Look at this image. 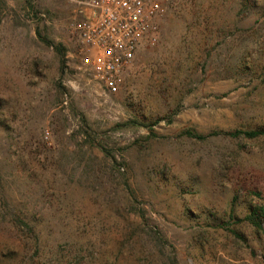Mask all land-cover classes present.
Here are the masks:
<instances>
[{
    "label": "rangeland",
    "instance_id": "obj_1",
    "mask_svg": "<svg viewBox=\"0 0 264 264\" xmlns=\"http://www.w3.org/2000/svg\"><path fill=\"white\" fill-rule=\"evenodd\" d=\"M170 2L109 90L68 0H0V264H264V0Z\"/></svg>",
    "mask_w": 264,
    "mask_h": 264
},
{
    "label": "built area",
    "instance_id": "obj_2",
    "mask_svg": "<svg viewBox=\"0 0 264 264\" xmlns=\"http://www.w3.org/2000/svg\"><path fill=\"white\" fill-rule=\"evenodd\" d=\"M81 65L116 90L145 41L156 40L170 0H68Z\"/></svg>",
    "mask_w": 264,
    "mask_h": 264
},
{
    "label": "trees",
    "instance_id": "obj_3",
    "mask_svg": "<svg viewBox=\"0 0 264 264\" xmlns=\"http://www.w3.org/2000/svg\"><path fill=\"white\" fill-rule=\"evenodd\" d=\"M223 134L229 135V136H232V137L245 136V137H248V138H256L258 136H264V127L257 128V129H251V130H240V129H238V130H235V131H225V132H223ZM197 137H200L201 138L202 136H197ZM259 211L260 212L257 213L258 217L259 216L263 217L264 216L263 209L260 208ZM13 223H14L15 227H18V228H20L22 230L25 229L26 232L27 231H33V226H31L28 221H26L25 219H23V218H21L19 216H16L15 218H13ZM252 223L257 228H261V222L260 221H256L254 219L252 221ZM145 227L146 228H143V229H149V230H151V227H148V226H145Z\"/></svg>",
    "mask_w": 264,
    "mask_h": 264
}]
</instances>
